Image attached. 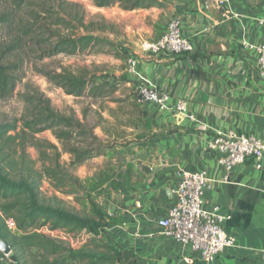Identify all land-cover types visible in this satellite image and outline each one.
I'll list each match as a JSON object with an SVG mask.
<instances>
[{
    "label": "crops",
    "instance_id": "obj_1",
    "mask_svg": "<svg viewBox=\"0 0 264 264\" xmlns=\"http://www.w3.org/2000/svg\"><path fill=\"white\" fill-rule=\"evenodd\" d=\"M159 1L163 2L161 8L132 12L142 16L145 32L128 36L126 46L133 51L134 72L129 74L124 68L119 75L128 81L126 86L147 85L185 101L188 118L181 120L153 106L131 103L129 114L135 118L124 127L133 132L145 126L151 135L143 143L128 141L136 148V153L126 155L133 170L109 191L118 199L114 209L106 212L108 239L104 241L113 247L116 264H204L157 227L173 203L171 189L179 172L204 171L209 179L205 206L218 207L230 217L225 229L234 237L232 248L219 254L212 264H261L264 157L260 170L247 160L225 172L207 150L211 138L205 131L264 139V83L255 54V48L264 44V30L257 24L264 18V3L257 7L249 0H218L222 4L217 8L210 7L215 0ZM173 19L191 41L192 51L175 57L144 53L141 42L157 39ZM123 98L118 107L128 103L127 97ZM100 131V127L95 128L96 137L102 139ZM121 243L132 251L121 255Z\"/></svg>",
    "mask_w": 264,
    "mask_h": 264
},
{
    "label": "rangeland",
    "instance_id": "obj_2",
    "mask_svg": "<svg viewBox=\"0 0 264 264\" xmlns=\"http://www.w3.org/2000/svg\"><path fill=\"white\" fill-rule=\"evenodd\" d=\"M249 1H252L257 7L264 3V0ZM15 3L14 0H0V13L10 11L13 17L11 25L0 24V58L3 64L18 67L16 75L19 79L13 94L5 99H0V123L16 121L20 124L23 119L36 116L38 109L35 107V103L39 99L41 101L49 100L51 107L59 115L73 116L87 128H94V134L95 128L100 127L102 139H98L104 143H112L113 146L105 155L107 157L89 160L75 169H67L66 173L73 180L60 189L43 179L40 183L39 194L42 202L51 206H61L79 215L91 213L92 207H96L106 214L108 210L114 209L118 199L117 195L113 196L109 192L110 189L113 185L120 183L129 171L133 170V166L131 164L128 166L126 162V155L136 153V148L132 145L133 140L143 143L146 141V137L151 135V130L145 126L133 132L124 127L128 126L135 118L131 117L129 113L131 103H135L136 86L124 85L128 81L119 75L120 70L126 68L127 61L133 59L134 56L132 55L133 51H130L126 46L129 41L128 36L133 37V32L140 34L145 32L141 28L142 16L137 12L122 11L118 5L97 9L93 6L92 0H25L19 11L15 9ZM75 13L83 15L87 28L80 27L76 31H71L64 25H53L49 22L53 18H68ZM32 25L41 28V34L35 38L44 37L50 33L67 36L89 32L108 37L110 44L100 45L80 55L59 54L51 58L38 59V54L44 47L21 36V29ZM16 41L22 48L16 52L5 53L4 51ZM64 70L76 76L104 75L111 83H114L113 81L116 79H120L124 83L117 86L115 93L110 98H76L66 95L42 74L46 71L60 73ZM123 97H127L128 103L125 102L121 107H118L119 103H114L113 99H124ZM129 100L134 102H129ZM18 132H21L20 128ZM205 133L208 134V139L219 135L215 130H207ZM106 134L107 138H105ZM112 134L114 138L110 139L109 136ZM11 135H16V133ZM16 141L15 147L12 149L15 150L12 154V160L15 161L14 166L8 170L13 179L29 181L32 179L30 176L32 169L40 170L42 166H51L50 155L53 152L50 147L57 148L60 162L66 165L70 157L64 152V149L67 146H85L81 140L61 144L55 139L51 130L39 133L27 132L26 136H22ZM128 141H132V144ZM104 228L93 233H70L62 230L55 232L57 235L52 238L65 247L80 250L83 249L84 243L89 238L95 237L97 241L103 242L107 238ZM42 234L47 235L45 231ZM118 248L123 250L121 255L132 251L128 250L124 243L119 244ZM88 251L91 250L88 249ZM13 255L17 261L11 258ZM32 255L34 254L28 252L20 254L11 248L10 254L1 263L34 264ZM63 257L62 255L59 258ZM216 257L209 264H212Z\"/></svg>",
    "mask_w": 264,
    "mask_h": 264
},
{
    "label": "trees",
    "instance_id": "obj_3",
    "mask_svg": "<svg viewBox=\"0 0 264 264\" xmlns=\"http://www.w3.org/2000/svg\"><path fill=\"white\" fill-rule=\"evenodd\" d=\"M24 1L14 0L15 9L19 11ZM92 2L97 9L118 5L125 12L161 8L163 5V2L159 0H92ZM51 20L49 22L53 25H64L71 31H76L80 27L87 28L83 15L78 13L68 18L56 17ZM12 22L13 17L10 11L0 13V24L9 26ZM40 30L41 28L36 25L21 29L22 38L33 40L36 45L44 47L38 54V59L51 58L59 54L80 55L100 45L110 44L108 37L89 32L67 36L50 33L44 37L35 38L41 34ZM21 48L16 41L4 52H16ZM17 71L16 65L3 64L0 58V99L13 94L19 82ZM42 74L66 95L76 98H110L117 86L124 83L120 79L111 83L104 75L76 76L66 70L60 73L46 71ZM113 102L118 103L119 99H113ZM35 107L38 109L36 116L23 119L20 124L16 121L0 123V238L20 254L23 252L34 254L32 255L34 264H116L113 247L110 244L107 245V241L103 240V243L97 241L95 237L89 238L84 243L83 249L74 250L63 246L51 236L37 232L41 228H46L49 232L63 230L70 233H93L105 227L107 215L96 207H92L89 214L79 215L61 206H51L42 202L39 189L43 179L48 180L57 189L65 187L73 180L66 173L67 169H75L89 160L105 156L113 146L112 143L101 142L94 134V128H87L77 118L59 115L51 107L49 100L38 99ZM19 128L21 132H18ZM46 130L53 131L55 139L61 144L81 140L85 146H67L64 152L70 159L66 165L60 162L57 148L52 146L50 147L53 152L50 155L51 166H42L40 170L32 169L30 181L13 179L8 169L14 166L12 154L15 150L12 149L15 147L16 140L26 136L27 132L39 133ZM12 133L16 135H11ZM74 182L77 181L74 180ZM5 219L13 220L15 231L7 229ZM88 249L91 251L89 252ZM62 255L64 257L59 258ZM11 258L17 261L14 255ZM4 259L5 257L0 254V264Z\"/></svg>",
    "mask_w": 264,
    "mask_h": 264
},
{
    "label": "built area",
    "instance_id": "obj_4",
    "mask_svg": "<svg viewBox=\"0 0 264 264\" xmlns=\"http://www.w3.org/2000/svg\"><path fill=\"white\" fill-rule=\"evenodd\" d=\"M221 4V1L215 0L210 7L219 8ZM257 24L264 30V18H260ZM140 48L146 54L175 57L190 53L192 43L183 36L179 21L173 19L157 39L141 42ZM255 54L258 75L264 83V44L255 48ZM126 70L133 74V59L127 61ZM134 101L140 107L153 106L161 112L175 114L181 120L188 118L185 101L173 99L147 85L136 86ZM207 150L215 156L218 167L225 172L233 171L247 160H252L253 167L260 170L264 157V139L230 132L212 137ZM208 184L209 179L204 171H180L171 189L173 203L157 222L164 236L188 249L204 264H209L218 254L234 245V237L225 229L230 217L218 207L207 209L205 206L204 194ZM5 225L8 230L15 231L12 219H5ZM44 231L51 237L57 235L46 228L37 232ZM261 264H264V251Z\"/></svg>",
    "mask_w": 264,
    "mask_h": 264
},
{
    "label": "water",
    "instance_id": "obj_5",
    "mask_svg": "<svg viewBox=\"0 0 264 264\" xmlns=\"http://www.w3.org/2000/svg\"><path fill=\"white\" fill-rule=\"evenodd\" d=\"M10 252V246L0 238V254L6 257L10 254Z\"/></svg>",
    "mask_w": 264,
    "mask_h": 264
}]
</instances>
